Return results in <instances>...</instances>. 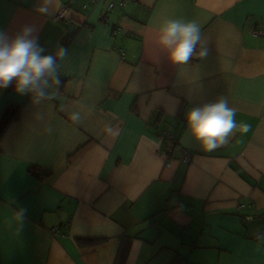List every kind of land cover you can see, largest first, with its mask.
Listing matches in <instances>:
<instances>
[{
  "label": "crops",
  "instance_id": "crops-1",
  "mask_svg": "<svg viewBox=\"0 0 264 264\" xmlns=\"http://www.w3.org/2000/svg\"><path fill=\"white\" fill-rule=\"evenodd\" d=\"M80 1L0 0V31L67 51L51 98L0 88V119L18 107L0 134V264H264V0H112L107 19ZM169 19L198 23L208 56L169 63ZM220 97L250 130L204 151L185 115Z\"/></svg>",
  "mask_w": 264,
  "mask_h": 264
},
{
  "label": "clouds",
  "instance_id": "clouds-1",
  "mask_svg": "<svg viewBox=\"0 0 264 264\" xmlns=\"http://www.w3.org/2000/svg\"><path fill=\"white\" fill-rule=\"evenodd\" d=\"M57 0H40L36 11L49 15L56 11ZM33 26H25L14 37L0 31V88L15 85L20 95L31 94L35 102L42 98H51L46 89L58 88L61 80L57 71V59L67 55L65 49H58L55 55H41L44 51L33 37ZM158 44L164 50L172 65H187L194 59H204L209 54L203 40L201 28L195 21L169 19L158 29ZM70 119L80 123L81 114L72 112ZM186 131L199 148L215 151L226 145L234 133H247L250 126L237 123L236 109L229 106L226 98L215 102L192 107L185 115ZM109 132L114 130L110 127ZM15 233L19 235L27 222V209L14 210Z\"/></svg>",
  "mask_w": 264,
  "mask_h": 264
},
{
  "label": "trees",
  "instance_id": "trees-1",
  "mask_svg": "<svg viewBox=\"0 0 264 264\" xmlns=\"http://www.w3.org/2000/svg\"><path fill=\"white\" fill-rule=\"evenodd\" d=\"M104 3V7L102 9V14L103 16H105L107 14L108 16V12H107V8L109 6L110 3H114L112 0H82L80 2H78L77 5L83 6V13L86 15L90 14L91 10L93 8L96 7V5H99L100 3ZM105 3L107 6H105ZM121 3V2H120ZM119 3V5H120ZM116 6V4H115ZM69 11L71 9V7L69 5L65 6ZM104 10V11H103ZM82 11V10H81ZM201 59H194L193 61H190L192 63H197L199 62ZM14 86V84H13ZM15 109V110H14ZM18 114V107H16L15 105H8L0 119V134L7 128V126L10 124V122L17 116ZM36 170H38V168H35ZM83 243H94L96 242V240H80Z\"/></svg>",
  "mask_w": 264,
  "mask_h": 264
},
{
  "label": "built area",
  "instance_id": "built-area-1",
  "mask_svg": "<svg viewBox=\"0 0 264 264\" xmlns=\"http://www.w3.org/2000/svg\"><path fill=\"white\" fill-rule=\"evenodd\" d=\"M120 6L121 7H125L126 6V1H122L120 3ZM115 7V4L114 3H110L108 8H107V12L109 13L113 8ZM67 14H68V9L66 7H64L60 12L59 14L56 16V20L57 21H63V20H66L67 19ZM105 18L107 19V14L105 15ZM253 33L257 36H263L264 35V31L263 30H260V29H255L253 31ZM184 157L186 159L189 160L190 156H189V153L187 151H184L183 153Z\"/></svg>",
  "mask_w": 264,
  "mask_h": 264
},
{
  "label": "rangeland",
  "instance_id": "rangeland-1",
  "mask_svg": "<svg viewBox=\"0 0 264 264\" xmlns=\"http://www.w3.org/2000/svg\"><path fill=\"white\" fill-rule=\"evenodd\" d=\"M253 231H255V235L258 234V232L260 231L259 224L254 227V230Z\"/></svg>",
  "mask_w": 264,
  "mask_h": 264
}]
</instances>
